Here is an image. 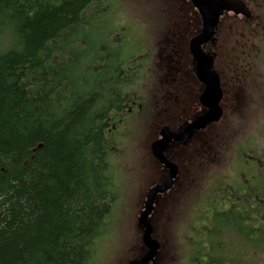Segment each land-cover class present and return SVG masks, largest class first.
<instances>
[{"label":"trees","instance_id":"16d2710c","mask_svg":"<svg viewBox=\"0 0 264 264\" xmlns=\"http://www.w3.org/2000/svg\"><path fill=\"white\" fill-rule=\"evenodd\" d=\"M103 2L0 0V264H91L110 226L133 58L128 41L77 37ZM245 144L236 189L187 231L194 264H264V148Z\"/></svg>","mask_w":264,"mask_h":264},{"label":"rangeland","instance_id":"374dc122","mask_svg":"<svg viewBox=\"0 0 264 264\" xmlns=\"http://www.w3.org/2000/svg\"><path fill=\"white\" fill-rule=\"evenodd\" d=\"M243 1L250 10V18L243 19L231 13L223 15L216 35L219 40L217 48L212 51L215 53L213 69L225 92L220 103L223 118L208 130L200 132L195 139L194 147L198 146L199 151L198 167L193 172L192 162L186 155L178 161L181 173L188 172L187 177L193 178L197 185H189L184 197L177 185L158 202V208L150 218L156 233L152 237L161 243L158 255V261L162 259L161 264H194L189 260V243L190 238L199 235L187 233L192 222L196 227L197 224L200 226L199 217L210 212V204L222 203L223 197L229 195V191L225 192L224 189L226 183L236 189L237 179L241 180L239 150L246 147L245 143H251L252 153L255 150L262 152L264 148V133L260 128L264 122V0ZM187 2L104 0L99 7L86 11L85 15L94 16L89 19L91 25L85 30L79 29L81 32L77 37L108 36L109 42H114L116 38L118 41L115 46L119 49L122 42L128 41L131 49L124 50L126 56L134 53L132 61L143 70H140L137 91L132 89L130 92L135 106L131 112H124L115 139L111 140L109 155L118 200L107 233L96 242L91 264H127L144 253L137 218L143 209L144 193L149 183L159 179V171L149 162L150 156L147 155L149 122L145 115L150 110L155 113L162 109L159 95L153 96V103L150 92L152 89L154 94L158 92L157 80H162V74L169 77L174 73L171 69L162 70L164 64L157 55L158 50L172 51L175 54L174 61L178 59L175 63L184 66L179 58L184 52L185 42L200 31L195 9ZM112 28L118 30L111 32ZM171 34L174 37H170ZM146 72V77L151 76L152 86L149 82L143 89L140 86L141 78ZM185 79H188L189 99L192 101L197 87H194L186 67L182 80ZM190 101L187 100L183 105L186 107L185 113ZM138 107H141L140 111ZM198 110L201 113L202 110ZM172 117L171 112H168L163 124L177 126L180 122H175ZM222 122L224 126L218 128ZM256 143L258 148H254ZM191 150L190 147L185 152L190 154ZM189 231H193V228ZM198 258L200 256L197 255L196 260Z\"/></svg>","mask_w":264,"mask_h":264},{"label":"flooded vegetation","instance_id":"af4514ba","mask_svg":"<svg viewBox=\"0 0 264 264\" xmlns=\"http://www.w3.org/2000/svg\"><path fill=\"white\" fill-rule=\"evenodd\" d=\"M184 3L186 4V2H184ZM188 3H189V1L187 2V4ZM189 5H190V3H189ZM195 14L198 16V20H199L200 18H199V15H198L196 10H195ZM197 31H198V29L196 31H194V33H196ZM217 32H218V29L216 31V35H217ZM216 35L214 37L213 42H207L204 45H202V51L205 52L206 54H210L213 57V62H214V58H215V53H213L212 51L214 48L215 49L217 48L216 47V45L218 44L217 41H219L218 37H216ZM170 37H174V35L171 34ZM190 39H188L185 42L184 52H183L182 56L179 58L180 62H182L184 64V66L175 63L178 59L176 61H174L175 54L172 51L167 52L164 49H160V50H158V53H157V55L159 56V59L163 60L164 65H162V70L171 69V71H173L174 73H172L171 76H169V77H166L162 74L160 77V79L162 78V80L161 81L157 80V87L159 88L158 92L156 94H154L153 89L150 92L153 103H154L153 98L156 97L157 95H159V98H158V100H160L159 104L163 105L162 109H159L157 112L151 113V110H150V112H146V115H145L146 120H148V122H149L148 141L146 144L148 147L147 148V151H148L147 155H148V157L150 156L149 162L152 165L157 167V169L159 171V174H158L159 179L157 181H151L149 183V185H148V187L144 193V200H145V196H146L147 192L151 188H153L154 186L161 184L164 177L167 174V169L162 164H160L156 160V158L153 156L151 146L161 138V133L164 130H169L172 133H178V132L182 131L188 123H190L192 120H194L196 117L200 116L202 113H204L206 111V109L200 105V101H199L200 95L203 91V85L197 80V77L195 75V63H194V60H193V58L190 54V50H189ZM117 41H118V39L115 38L114 39V42H115L114 45L117 44ZM122 46L126 47L125 45H122ZM134 57L135 56L133 53L131 55V58H134ZM130 62L131 63H130V65L127 66V68H123L121 79L123 81H125V83L130 86L131 90L134 89V91H135L137 89V86L140 84L138 82V79L140 76V72L143 70H142V67L136 66L135 62H133L132 60ZM174 63H175V67L172 66ZM185 67L190 71V78L194 84V87L195 88L197 87V92L194 93V95L192 97V101H190V99H189L188 79L182 80L183 69ZM147 71H149L148 68H147ZM146 76H148L147 72L141 78V85L140 86H142L143 89H144V87L148 86L149 82L152 86L151 76H149L150 79ZM224 95H225V92L223 91V97H224ZM126 98H127V101L121 107L123 114H124V112H127V113L131 112L135 106L131 97H130V94H124L121 96L122 100L126 99ZM187 100L190 101V107H189V109H187V111L185 113L186 107H183V105H184V103L187 102ZM155 104H158V103L155 102ZM128 105H130V107ZM198 108L202 110L201 113L199 110L197 111ZM137 110L140 111L141 107H138ZM168 112H171V114L173 116L171 118L172 120H174L175 122L176 121L180 122L179 124H177V126H170L167 124H163L166 122L165 118L168 117ZM173 112H179V113L174 114ZM184 113L187 114V116H185ZM123 114L121 115V118L123 117ZM177 116H182V118L178 119ZM151 120H152V122H150ZM216 124L217 123H211V124L207 125L205 129L195 131L192 134V137L188 140V142L185 145H183L179 141H173L172 140L171 142H169L168 146L164 149L163 155L165 156V158L169 162H171L177 166V172L178 173L172 182L171 188L169 190H167L166 192L161 193V194H157L155 196V199L153 202V210H152L151 214L149 215V221H150L151 226H152V234H156V233H155L154 225L152 224L150 218L153 215V213L156 211V209L158 208V206H157L158 202L161 201L162 198L166 197L173 189H175V187H177V185H179V191L181 192L183 197H184L185 192L188 190L189 185H191L192 187H195L197 185V183L194 182L193 178L189 179L187 177L189 175L188 172L181 173V167H180V164L178 163V161L180 160V158H182L183 156L185 157V155H186V158L187 159L189 158V160L192 162V163L191 162H189V163L192 164L191 169L193 172L194 168L196 169L198 167V161L197 160H198V151H199L198 146L194 147V145H195L194 141H195V139H197V136L200 132L208 130L211 126H214ZM190 147L192 148V150H191V153L189 154L188 152H185V151H187ZM181 151H184V153ZM179 179H180V181H179ZM153 228H154V230H153ZM137 229L139 230L140 234L142 235V230L138 226H137ZM154 240H156L158 242L159 248H158L157 253L154 257L153 264H161L162 259H161V261H158V255L160 254V250H161V243L158 241L157 238ZM140 241H141V236H140ZM143 249L145 252L146 249L144 246H143ZM140 258H134L132 260H139Z\"/></svg>","mask_w":264,"mask_h":264},{"label":"water","instance_id":"95a60500","mask_svg":"<svg viewBox=\"0 0 264 264\" xmlns=\"http://www.w3.org/2000/svg\"><path fill=\"white\" fill-rule=\"evenodd\" d=\"M189 2L197 11L201 20V29L198 34L190 39L189 50L195 63L197 80L204 87L199 101L206 111L188 123L178 133L164 130L161 133V138L151 146L153 156L167 169V174L162 183L151 188L145 196L143 210L137 218V225L142 230L141 243L146 251L139 260H131L128 264H153L159 248L158 242L152 238L149 215L153 210L155 196L169 190L177 175V167L165 158L163 155L164 149L172 140L185 145L195 131L203 130L207 125L218 122L222 116L220 107L222 90L219 76L213 70V57L205 54L201 47L207 42L214 41L221 15L231 13L246 19L250 18V11L243 0H189Z\"/></svg>","mask_w":264,"mask_h":264}]
</instances>
